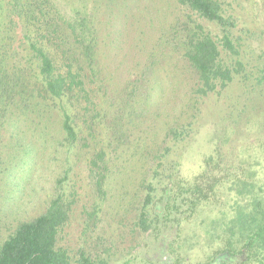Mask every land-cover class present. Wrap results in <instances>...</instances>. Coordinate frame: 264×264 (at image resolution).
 Returning <instances> with one entry per match:
<instances>
[{
	"label": "rangeland",
	"instance_id": "374dc122",
	"mask_svg": "<svg viewBox=\"0 0 264 264\" xmlns=\"http://www.w3.org/2000/svg\"><path fill=\"white\" fill-rule=\"evenodd\" d=\"M40 1L53 16L80 10L90 17L94 71L79 95L12 106L0 119V248L61 195L71 205L60 236L71 264L84 252L108 263L210 264L231 228L250 226L246 216L259 218L244 184L264 171V0H227L223 13L232 27L180 0ZM33 23L32 37L51 32L46 22ZM197 24L232 69L226 85L207 93L185 56ZM50 48L65 71L63 49ZM64 109L74 112L75 142L64 130ZM102 148L108 169L98 190L89 163ZM180 180L194 193L166 208V190L175 187L168 193L176 196ZM148 192L154 198L146 207ZM145 207L154 221L142 230ZM248 259L228 262L260 264Z\"/></svg>",
	"mask_w": 264,
	"mask_h": 264
},
{
	"label": "trees",
	"instance_id": "16d2710c",
	"mask_svg": "<svg viewBox=\"0 0 264 264\" xmlns=\"http://www.w3.org/2000/svg\"><path fill=\"white\" fill-rule=\"evenodd\" d=\"M42 2L0 0V119L8 115L12 106L29 108L33 103L43 101L60 103L70 94L85 91L89 74L94 71L95 36L90 17L83 15L80 10L72 17H63L57 13L53 16L49 12L50 8L45 7ZM180 2L209 21L217 22L221 26L234 25L223 13V5L227 0ZM34 19L37 23L46 22L51 32L43 34V37H32ZM45 37L59 40H42ZM187 38L189 41L185 44V56L199 76L200 91L207 93L220 84L226 85L232 79V69L223 64L221 50L213 36L206 33L201 24H197ZM224 40H227L226 45L230 49L234 48L229 34H225ZM50 43L63 49L65 71L57 66ZM73 114V110L70 112L64 109V130L70 142H75L78 137ZM105 155L102 148L89 163V171L98 190L103 188L108 169ZM247 183L244 184L247 188L246 194L255 199L256 204L252 211L259 218L246 216L243 221L250 226L238 230L231 228L224 236L225 248L210 264H230L228 259H242L243 255L264 264V171L255 172ZM149 186L151 188L150 184ZM175 186L181 191L173 196V193L168 192L171 189L175 191V187L166 190V208L167 204L176 206L177 200L180 204L193 192L185 187L182 180ZM194 190L198 195L204 192L201 186ZM153 198L151 192L146 194V207L153 202ZM231 199L240 202V198L233 196ZM146 207L138 220L142 230L150 229L154 221L149 219ZM70 213L71 205L68 201L61 195L53 198L45 212L32 220L22 222L15 233L4 241L0 248V264H71L68 251L60 245V236L70 220ZM243 231L246 232L241 237ZM239 240L243 243L241 248L238 246ZM79 264L124 263L98 262L84 252L80 256Z\"/></svg>",
	"mask_w": 264,
	"mask_h": 264
}]
</instances>
